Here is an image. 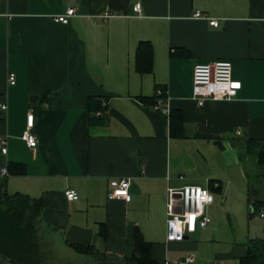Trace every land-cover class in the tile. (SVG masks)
Returning <instances> with one entry per match:
<instances>
[{"label": "crops", "instance_id": "crops-1", "mask_svg": "<svg viewBox=\"0 0 264 264\" xmlns=\"http://www.w3.org/2000/svg\"><path fill=\"white\" fill-rule=\"evenodd\" d=\"M70 7L68 22L54 20ZM143 41L147 72L136 68ZM214 60L230 61L241 88L197 106L193 67ZM158 88L182 114L180 136L152 107ZM89 97L106 101L93 124ZM30 112L33 147L22 139ZM243 137L264 138V0H0V186L41 201L44 240L129 257L137 228L158 264H238L261 238L252 218L264 220L251 180L264 166L242 157ZM119 178L130 179L128 195L109 199ZM186 184L208 185L210 222L168 240L167 190ZM225 218L237 238L222 232Z\"/></svg>", "mask_w": 264, "mask_h": 264}, {"label": "trees", "instance_id": "trees-1", "mask_svg": "<svg viewBox=\"0 0 264 264\" xmlns=\"http://www.w3.org/2000/svg\"><path fill=\"white\" fill-rule=\"evenodd\" d=\"M152 50L148 42H141L136 51V68L150 71ZM101 98L87 100L88 121L96 123V111L102 108ZM154 102V101H153ZM183 117L179 110H171L169 128L172 134H183ZM242 157L253 156L256 163L264 166V138L243 137L239 139ZM23 172V170L21 171ZM254 209H264V200L254 201ZM42 205L39 199H32L21 193H8L0 186V257L11 264H45L51 259V252L42 249L41 235ZM103 233L102 231H100ZM76 252L90 257L95 264H158L150 253V243L141 232L134 229L133 251L129 257H119L92 246L68 243ZM246 255L238 264H264V242L262 238H249Z\"/></svg>", "mask_w": 264, "mask_h": 264}, {"label": "built area", "instance_id": "built-area-1", "mask_svg": "<svg viewBox=\"0 0 264 264\" xmlns=\"http://www.w3.org/2000/svg\"><path fill=\"white\" fill-rule=\"evenodd\" d=\"M133 9L135 12H139L140 4L136 3ZM74 12L75 9L70 7L65 14L55 16L54 20L66 23ZM193 15L196 17L201 16V12L197 10ZM208 23L210 26L217 27L219 20L217 18H208ZM8 81L10 84H14L15 76L13 73L8 74ZM234 85H238V87ZM240 88L241 82L232 77V67L228 60L198 63L193 67L192 98L197 106H202L206 100L231 99ZM105 105L106 101H103L102 106L105 107ZM152 107L169 117L170 108L165 89L158 88L156 90ZM33 124L34 116L30 112L27 115V130L22 135V139L30 147L35 146L37 143L36 137L29 131ZM1 151L6 153V147L3 146ZM6 173L7 169L5 167L1 168V174L5 175ZM130 183L129 178L111 179L109 181L108 198H126ZM209 193L208 185L186 184L177 189L169 188L167 190L166 238L168 240H181L187 234L195 232L197 228H204L210 222V217L206 212ZM65 196L69 200H74L77 198V193L73 189H68L65 191ZM258 216L264 217V211L260 210ZM177 225H179V230H177ZM193 259L192 255L187 258L188 261Z\"/></svg>", "mask_w": 264, "mask_h": 264}, {"label": "rangeland", "instance_id": "rangeland-1", "mask_svg": "<svg viewBox=\"0 0 264 264\" xmlns=\"http://www.w3.org/2000/svg\"><path fill=\"white\" fill-rule=\"evenodd\" d=\"M253 175L254 176H252L251 180L254 184L253 185L254 190L255 192L257 191L259 192L256 193L255 195L263 194L264 197V186H263L264 176L260 175L259 177L256 174ZM245 207L247 210V206ZM255 218L258 217L254 215V217L252 218L250 234L255 235L256 233H258L264 242V220L262 219L260 222H253ZM232 222H236V219L233 218ZM224 230H227L226 233L229 234V236L232 237V239L238 237L235 233L236 225H233L232 223L230 225L226 218L225 221L222 220V232H224ZM41 241H42V249L44 251L51 252V259L50 260L48 259V261L45 264H95L94 261L88 256L79 254L78 252L68 251L64 247L60 248L56 246V244L49 237V235L45 236V240L42 238ZM0 264H11V263L0 257Z\"/></svg>", "mask_w": 264, "mask_h": 264}, {"label": "clouds", "instance_id": "clouds-1", "mask_svg": "<svg viewBox=\"0 0 264 264\" xmlns=\"http://www.w3.org/2000/svg\"><path fill=\"white\" fill-rule=\"evenodd\" d=\"M210 199V198H209ZM177 227V230H179V225L176 226Z\"/></svg>", "mask_w": 264, "mask_h": 264}, {"label": "snow or ice", "instance_id": "snow-or-ice-1", "mask_svg": "<svg viewBox=\"0 0 264 264\" xmlns=\"http://www.w3.org/2000/svg\"><path fill=\"white\" fill-rule=\"evenodd\" d=\"M235 87H238V85H234Z\"/></svg>", "mask_w": 264, "mask_h": 264}]
</instances>
